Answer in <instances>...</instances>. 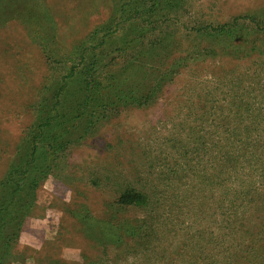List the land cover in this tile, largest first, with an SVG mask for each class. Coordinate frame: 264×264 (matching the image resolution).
<instances>
[{"label": "rangeland", "instance_id": "1", "mask_svg": "<svg viewBox=\"0 0 264 264\" xmlns=\"http://www.w3.org/2000/svg\"><path fill=\"white\" fill-rule=\"evenodd\" d=\"M140 1L125 6L133 20L104 49L91 33L117 0H0V182L16 159L24 162L32 130L53 115L46 99L60 85L75 97L83 62L101 60L131 30L141 34L115 74L128 80L124 93L149 98L108 105L61 159L49 138L72 139L82 126L64 135L46 128L36 156L44 150L59 162L27 213L14 219L10 205L2 214L22 226L1 264H264V0H185L180 11L150 3L146 16ZM148 17L154 23L142 24ZM223 24L232 37L220 40ZM50 122L59 126L57 117ZM127 184L150 202L118 204ZM141 220L155 231L135 251L109 246L100 226L84 224Z\"/></svg>", "mask_w": 264, "mask_h": 264}, {"label": "trees", "instance_id": "2", "mask_svg": "<svg viewBox=\"0 0 264 264\" xmlns=\"http://www.w3.org/2000/svg\"><path fill=\"white\" fill-rule=\"evenodd\" d=\"M117 1V6H113L112 14H110L107 19L103 20L104 22L93 28L91 35H93L95 37L94 39H96L94 46H103L102 48H104L107 38L109 40L112 39L110 36L111 34H118L122 30V25L119 24L129 21L131 22V20H133V10H131L130 14L125 9V6L129 4L131 0ZM150 3L154 8L160 3V5L167 6L169 10L180 11L183 8L185 0H142L137 5V12H140V16H146L149 12L151 13L152 9L150 8ZM165 6H162V8ZM149 18L150 17L142 18V24H144L145 21L148 24L154 23V21L151 22ZM236 24L237 23H233L231 26ZM125 28L126 27H124L123 30ZM218 28L220 36L217 38H220V40H225V36L232 37V33L230 32L231 27L229 25L223 24ZM132 31L133 30L120 35L121 39L125 38L122 44L116 46L115 48H111L110 45L112 44H110V52H106V55L101 60L100 58H97L99 60H87L83 62V68L80 72V89L76 93L75 97L69 98L67 94H62L61 88L63 86L60 85L54 96L51 97L53 101L50 104L47 103L48 99H46L45 105L49 107V110H54L53 115L45 118L39 125V129L36 128L35 130H32L31 134H29L25 141L24 152H22L24 162L21 161V158L16 159L10 166V170L7 172L6 176L0 182V264L5 257H8L13 244L18 239L19 231L22 226V222H11L10 220L2 222V214H4L6 208L10 205L13 207L11 210L12 214H15L14 219L21 218L23 214L27 213L31 195L34 194V190L38 186L39 181L44 179L51 172L52 168L59 162L53 156L57 157L58 152L66 149V146L69 143L78 142L88 135L90 131L96 127L98 123L97 121L100 120V118L105 117V111L108 105H120L127 101H131V103L137 102L138 104H140L139 102L141 101L142 105L145 104L142 102L149 101L147 94L145 95V98H137V96H135L136 94L134 95L129 87L128 89L131 94L124 93L123 89H127V87L124 86V83L128 80H124L119 77V75L115 74L116 70L119 71L118 66L114 68L116 61L119 57L123 56L126 50L134 48L133 44L137 39H139V34H141L139 30L135 31L139 34ZM157 36L159 41H161L159 35ZM231 39L232 38H228L227 40ZM88 50H92V48L90 47ZM92 55H95V53ZM101 61L103 62L100 65V68L97 70L94 69V65ZM102 75L104 76L103 79L100 78ZM142 84L143 83H141V85ZM160 87L161 84L157 82L153 85V88H150L148 95H150L157 88L160 90ZM90 96H92V99H89ZM71 107L76 110L73 111L74 116L68 118L69 111L67 110ZM62 108L67 109L64 110ZM45 110L46 109H42L41 111L43 112ZM52 117L58 118L59 126L50 122ZM69 120L73 121L72 124L67 123L66 125V122ZM76 124L82 127L75 131V134L72 135V139L63 141V139L59 136H57V139L56 136H52L49 138L50 144L46 145V132H48V129L46 130V128H49V130L58 129V131H61L60 135H64L67 133L66 131H68V128ZM42 128L44 131L41 136L40 132ZM38 143L45 144L49 149L52 147L53 156H48L46 154L47 152L40 149L38 150L41 151V153L36 156V145H38ZM28 153H30V155L27 157ZM62 156L64 155L59 154L58 158L61 159ZM234 164L235 163L232 162L229 166H233ZM117 201L118 204H121L122 206L138 205L144 207L150 202V198H148L146 194L142 193L140 189L133 188L127 184L121 188ZM88 223L100 226V228L108 234V241L106 243H108L109 246H115L118 244L123 247H129L132 251H135L136 247L140 245L139 242L141 240L148 245V238L152 241L153 233L155 231L153 228L155 226L150 224V222H147V220L135 222L134 225L130 222L123 224H119L118 222H85L84 224ZM121 236L123 238H120ZM94 237L96 240L100 239L97 234H95ZM129 238H135V241H131ZM127 253L129 255L131 254L130 251H127ZM90 264L106 263L95 260Z\"/></svg>", "mask_w": 264, "mask_h": 264}]
</instances>
